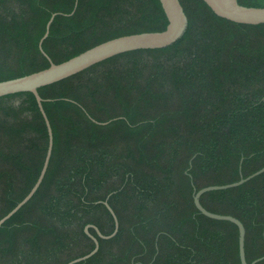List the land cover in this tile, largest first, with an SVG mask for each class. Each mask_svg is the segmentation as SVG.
Segmentation results:
<instances>
[{
	"label": "trees",
	"instance_id": "1",
	"mask_svg": "<svg viewBox=\"0 0 264 264\" xmlns=\"http://www.w3.org/2000/svg\"><path fill=\"white\" fill-rule=\"evenodd\" d=\"M175 44L112 57L39 94L54 146L45 178L0 227V264H242L239 228L196 207V192L264 168V24L181 0ZM264 8V0H239ZM122 36L162 32L160 0H0V82ZM49 146L32 93L0 98V220L38 181ZM246 230L248 264H264V173L201 197Z\"/></svg>",
	"mask_w": 264,
	"mask_h": 264
},
{
	"label": "water",
	"instance_id": "2",
	"mask_svg": "<svg viewBox=\"0 0 264 264\" xmlns=\"http://www.w3.org/2000/svg\"><path fill=\"white\" fill-rule=\"evenodd\" d=\"M203 1L213 11L215 15H217L222 19L231 21L233 23L245 24V25L264 24V8H253V7L242 6L239 3V0H203ZM160 2L168 20V26L164 31L146 32V33L133 34V35H127V36L115 38L107 42H104L102 44H99L85 51L84 53L61 64L53 63L43 50V43L50 34V28L56 16L54 15L47 24L46 33L40 42V50L43 53V55L51 62V66L45 70L24 77L0 82V98L6 97L8 95L19 94V93H32L35 96L40 111L43 114V117L46 121L48 133H49L48 151L38 181L30 191V193L25 197V199L22 202H20L8 215H6L3 219L0 220V227L32 199V197L35 195V193L37 192V190L39 189L45 178L51 160L53 146H54L53 130L50 121L46 115V112L44 110L43 99L39 94V90L43 87L55 84L57 82L70 78L74 75H77L93 67L94 65H97L117 55H121L132 51H138V50L165 48L178 42L184 36L188 26V19L184 7L182 6L181 0H160ZM263 173H264V168L254 173L253 175H250L249 177L244 178L242 176L240 181L232 184L222 185V186H210L203 188L199 192H196L194 196L195 205L203 215L214 220L230 221L238 226L240 233L239 251H240V259L242 264H248L245 253L246 230L243 223L237 218H234L232 216L218 215L207 211L201 204V197L207 192L227 190V189L239 187ZM105 205L107 206V208L109 209V211L111 212V214L115 219L114 232L109 236H105L101 234L96 227L88 226L85 232L95 243V249L91 253L85 255L84 257L75 259L67 264H78L80 262L86 261L91 257H93L99 251L100 248L99 241L97 238H95L89 233L88 230L90 227L96 229L101 239L107 240L117 235L119 230L118 219L114 211L108 204V202H106ZM260 260L261 259L253 262L252 264H256Z\"/></svg>",
	"mask_w": 264,
	"mask_h": 264
}]
</instances>
